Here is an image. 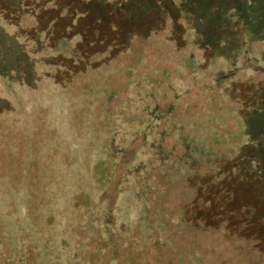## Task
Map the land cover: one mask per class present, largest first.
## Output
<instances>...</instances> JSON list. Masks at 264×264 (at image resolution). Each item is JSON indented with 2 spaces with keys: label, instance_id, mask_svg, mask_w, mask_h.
Masks as SVG:
<instances>
[{
  "label": "rangeland",
  "instance_id": "rangeland-1",
  "mask_svg": "<svg viewBox=\"0 0 264 264\" xmlns=\"http://www.w3.org/2000/svg\"><path fill=\"white\" fill-rule=\"evenodd\" d=\"M21 2L40 23L0 13L32 54L0 75V264H110L108 236L133 239L119 264L179 258L170 236L264 264V0Z\"/></svg>",
  "mask_w": 264,
  "mask_h": 264
},
{
  "label": "trees",
  "instance_id": "trees-1",
  "mask_svg": "<svg viewBox=\"0 0 264 264\" xmlns=\"http://www.w3.org/2000/svg\"><path fill=\"white\" fill-rule=\"evenodd\" d=\"M21 1L22 0H0V13L5 12L7 14L4 15V16H8V15H11V13L14 12V11H15V13H19V14H21L22 11L23 12L25 11L24 15L26 17L28 16V17L34 18V20H35L34 22L37 21L38 23H40L39 22L40 21L39 18L35 17L34 12H31L30 10H26L25 7L27 5H25V7H24V4H23V6H22L21 5V3H22ZM9 12H10V14H9ZM4 16H2L0 20H3L5 22V17ZM51 29H52L51 30L52 33L56 32V28H51ZM36 33H37V31H36ZM37 35H39V36L35 37V39H32L33 42H37V43L39 42V40L41 38L40 37L41 34L37 33ZM12 39H14V38L7 37V34L4 32L2 23L0 21V75H3V71H9L11 73V75H13V76L14 75H20V74L23 73L22 70L25 71V72L27 71V69L29 67V61L32 60V58H31L32 54L28 55L26 53L27 50L25 49V47L20 45V44H18V43H16L15 40H12ZM14 42H15V44H14ZM5 46H7L6 50H5ZM6 51L9 52V55H10L9 57L11 59L10 61L6 60L7 56L4 55V53ZM34 54H36V52H34ZM27 56H29V57H27ZM14 68L16 70H14ZM11 70H12V72H11ZM0 182H1V180H0ZM6 182H7V180L5 181V184H6ZM3 189H4V187H3ZM0 190H2L1 187H0ZM23 212L24 211L22 209V215H23ZM24 223H26V221H24ZM132 237L135 238L134 239V243L135 244L131 243V246L133 247L132 253H133V257H134L135 260H137V258H139V256L142 255V253L144 251V248H147L146 250L157 249L158 248L157 247L158 246V240L155 239V236H138V237L137 236H132ZM181 237L185 238L184 236H181ZM124 238L126 240H124L123 242L121 241V243H120V236H114V237L108 236L105 241L101 242L99 249L94 254V257L95 256L98 257L99 255L105 254L106 255L105 258H107V262L109 261L110 264H119L117 259H118V256L121 253L129 255V253H126L127 241L129 243L131 241H133L132 238L129 239V237H127V236L124 237ZM174 238L175 237L170 236V240H169L170 241V245H169L170 249L171 250L175 249V251L177 250V248L181 249L184 254L180 255L179 258L174 257L173 260H169L167 264H190V263L198 264L199 261H200V257L199 256L196 257L193 254H188L187 252H185V250L189 246L188 244L192 243L193 241L190 239V240H188V243H186L185 245L181 246V244H180L181 243V241H180L181 239L178 237V240L176 239L177 241H175ZM100 239L101 238L98 237V241ZM123 256H126V255H123ZM155 261L158 262V264L160 263V260H155ZM123 264H129V263L127 261H125V262H123Z\"/></svg>",
  "mask_w": 264,
  "mask_h": 264
},
{
  "label": "flooded vegetation",
  "instance_id": "flooded-vegetation-1",
  "mask_svg": "<svg viewBox=\"0 0 264 264\" xmlns=\"http://www.w3.org/2000/svg\"><path fill=\"white\" fill-rule=\"evenodd\" d=\"M230 76H231V74H230V75H227V76H224V75H223L224 78H227V77H230Z\"/></svg>",
  "mask_w": 264,
  "mask_h": 264
}]
</instances>
